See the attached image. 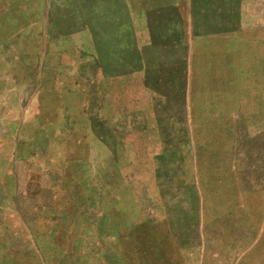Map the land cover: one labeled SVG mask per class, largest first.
<instances>
[{
	"label": "rangeland",
	"instance_id": "rangeland-1",
	"mask_svg": "<svg viewBox=\"0 0 264 264\" xmlns=\"http://www.w3.org/2000/svg\"><path fill=\"white\" fill-rule=\"evenodd\" d=\"M240 214L264 223V0H0V264H179Z\"/></svg>",
	"mask_w": 264,
	"mask_h": 264
},
{
	"label": "crops",
	"instance_id": "crops-1",
	"mask_svg": "<svg viewBox=\"0 0 264 264\" xmlns=\"http://www.w3.org/2000/svg\"><path fill=\"white\" fill-rule=\"evenodd\" d=\"M237 206H241V208L245 209L246 204L240 203ZM238 217V223L241 227L242 231L236 232L235 234H230L228 229L221 230H205L200 231V236L202 238L208 237L204 236V234L209 233L213 237H217L220 239L225 238H235L237 241L234 246L230 247H218L216 249H212L213 247L210 245L199 246V255H198V245L196 246V242L192 241V236L189 237V240H183L181 245H179V250L181 253V262L182 264H264V229H263V219L258 217L254 218L249 215L248 220L246 217H243L242 214L235 215ZM206 222H211L215 219L216 222L224 224L228 227L227 224V216L222 213L216 214L214 217L212 213L210 216L206 217ZM248 221V223L246 222ZM229 223V221H228ZM196 235V232L194 233ZM247 236H251L248 239V244L240 245L239 241L243 237V240L247 238ZM195 237V236H194ZM186 239V238H185ZM234 242V243H235ZM177 250V246L175 248ZM178 260L179 257H175V260ZM179 261V260H178ZM179 263V264H180Z\"/></svg>",
	"mask_w": 264,
	"mask_h": 264
},
{
	"label": "water",
	"instance_id": "water-1",
	"mask_svg": "<svg viewBox=\"0 0 264 264\" xmlns=\"http://www.w3.org/2000/svg\"><path fill=\"white\" fill-rule=\"evenodd\" d=\"M144 54V51H142V55Z\"/></svg>",
	"mask_w": 264,
	"mask_h": 264
}]
</instances>
